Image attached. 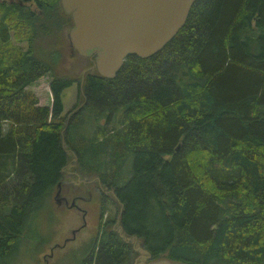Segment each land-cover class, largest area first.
I'll list each match as a JSON object with an SVG mask.
<instances>
[{"label": "trees", "instance_id": "trees-1", "mask_svg": "<svg viewBox=\"0 0 264 264\" xmlns=\"http://www.w3.org/2000/svg\"><path fill=\"white\" fill-rule=\"evenodd\" d=\"M60 6L0 0V254L73 169L120 176L119 227L153 259L264 264V0H195L160 51L126 55L111 78L73 51ZM48 73L49 107L28 87ZM74 81L85 102L62 137ZM109 229L94 264H133Z\"/></svg>", "mask_w": 264, "mask_h": 264}, {"label": "water", "instance_id": "water-1", "mask_svg": "<svg viewBox=\"0 0 264 264\" xmlns=\"http://www.w3.org/2000/svg\"><path fill=\"white\" fill-rule=\"evenodd\" d=\"M193 2L195 0H60V7L68 14L72 23L67 34L73 51L92 61L88 68L95 67L98 74L111 78L122 67L126 55L149 57L160 51L184 25ZM81 82L83 76L79 85ZM84 102L83 99L67 113L61 136L71 113ZM62 142L64 145V140ZM75 175L77 179L71 180L75 184L89 183L97 176L88 178ZM65 182L67 181L61 179L56 185L53 200L57 204L62 197L60 185ZM90 196L88 190L87 197ZM122 206L120 203L117 209L119 215ZM120 231L122 232L121 228ZM144 264L187 263L159 257L151 258Z\"/></svg>", "mask_w": 264, "mask_h": 264}, {"label": "rangeland", "instance_id": "rangeland-1", "mask_svg": "<svg viewBox=\"0 0 264 264\" xmlns=\"http://www.w3.org/2000/svg\"><path fill=\"white\" fill-rule=\"evenodd\" d=\"M65 56L66 60L69 61L70 51H67ZM51 78L52 75L50 73L44 74L28 85V87L37 95V99L39 100L38 103L45 104L48 107L52 103V93L50 87L48 86ZM80 95L77 81H74V83L63 89L61 95L63 101V115L67 116V113L69 112L68 110L74 108L75 105L82 100ZM123 113L124 111L122 108L113 112V116L116 118L117 124L119 120L122 119ZM103 119L104 118H101L99 121L103 122ZM113 125H111V123L108 124V126ZM89 132V130H85V134H88ZM131 167L132 159L129 156L126 164L123 162L117 170L128 176V174H130L129 171ZM111 172L112 169L110 168L106 170L108 176ZM119 177H116V180L113 179L114 182L110 178H107L106 181L108 184L115 186L117 182L122 181ZM80 186L82 187V191L84 190L83 193H85L84 186H82V184ZM88 186L92 190L90 200L78 199L76 201L78 206L80 205L86 208V225L83 228H80V230L75 231L74 239L67 241V243L63 246L53 247L55 243L61 244L67 236L70 237L73 235L72 229L79 227V224L82 222L83 214L80 210L77 211L75 207L65 206V203L61 199V201L57 204L52 197L51 202H42L36 211L31 213L28 224L22 231L23 235L20 237V241L15 243L13 247L6 252L8 254H0V264H84L83 262L86 260L91 262L92 257L89 259L88 249L91 248L93 244V249L100 244V242H98L99 236H96L99 228L104 229L106 225L111 227L112 221H109L105 225H99L98 222H96L97 217L101 212L98 206V189L93 183H90ZM61 194L62 196H66L68 191L65 189L64 191H61ZM103 198L104 217L115 219L118 212V205L106 195H104ZM130 243L131 244L128 248L132 249L131 246L133 245V242ZM137 245L139 244L137 243ZM94 252H96V250ZM87 255L88 257H86Z\"/></svg>", "mask_w": 264, "mask_h": 264}, {"label": "flooded vegetation", "instance_id": "flooded-vegetation-1", "mask_svg": "<svg viewBox=\"0 0 264 264\" xmlns=\"http://www.w3.org/2000/svg\"><path fill=\"white\" fill-rule=\"evenodd\" d=\"M74 173V170L73 169H68L67 171H65V178L63 179V181H67L65 182L64 184L62 185H65V188H66V191H68V194H66V196H62L61 194V200H63V202L65 203V206H71V207H75L77 209V211L80 210V212L83 214L82 216V222L79 224V227L78 228H73L72 229V234L70 237L67 236L65 238V240H63V242L61 244L59 243H55V246H63L67 243V241L71 240V239H74V234H75V231H78L80 230V228H83L86 224H85V214H86V208L82 207V206H78L76 201L78 199H83V200H90L91 196H92V190L91 188L88 186L90 183H93L95 186H97V193H98V198H99V203H98V206H99V210L101 211L102 209H104V195H106L108 198L112 199L113 201L117 202V198H115L116 194H115V188L108 184V182L105 180V179H100L99 176H96V179L93 180V181H90L89 183L87 182H79L78 184H75L74 181H71V180H76L77 179V175L72 174ZM80 175V174H79ZM80 177H83V176H80ZM82 184V186H84L85 188V193L84 190L82 191V187L80 186ZM60 185V187L62 186ZM79 186V187H78ZM75 187H78V190L75 189ZM62 189V187H61ZM88 190L91 194L90 197H87L88 196ZM69 198V199H68ZM105 214L102 213V211L100 212L99 216L97 217V221L98 224H106L108 223L109 221H112V226L110 227L109 230H113L114 233L115 232H118V236H120L121 239H123L124 241H126L128 245H130L131 243L130 242H133L132 244V249H130V259L132 260L133 264H137V263H141V264H144L145 262H148L150 261V259L152 258L151 254L148 252V250L145 248V247H141L140 244L137 245L135 244L136 242H138V239L136 238H133V236H129L127 235L126 233H123V231L121 232L120 231V227H119V223L118 221L120 220V215L118 214L117 212V215L115 217V219H110V217H104ZM108 218V219H107ZM103 228H99L98 230V234L96 236H99L98 238V242H100L101 238H103L102 234H103ZM123 233V234H122ZM124 235V236H123ZM123 241V242H124ZM94 243V242H93ZM125 243V242H124ZM101 243L99 245H97L94 249H93V246L94 244L92 245L91 248H89L88 250V255L91 257L92 255V259H91V262L92 264H94V260L96 259L97 255L99 254L100 252V247ZM99 249V250H98ZM52 250V249H51ZM96 250V252H94ZM118 248L115 249L113 248L112 251H113V255L115 257L116 253L118 252ZM88 255L86 257H88ZM90 261V260H89ZM84 262H87L84 261Z\"/></svg>", "mask_w": 264, "mask_h": 264}]
</instances>
